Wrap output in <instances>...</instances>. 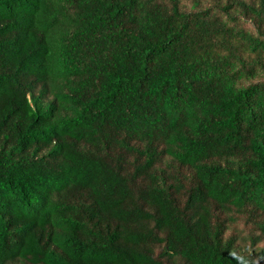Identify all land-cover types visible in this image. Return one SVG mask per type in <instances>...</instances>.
Returning a JSON list of instances; mask_svg holds the SVG:
<instances>
[{
  "label": "trees",
  "instance_id": "16d2710c",
  "mask_svg": "<svg viewBox=\"0 0 264 264\" xmlns=\"http://www.w3.org/2000/svg\"><path fill=\"white\" fill-rule=\"evenodd\" d=\"M8 12L0 264H264V0Z\"/></svg>",
  "mask_w": 264,
  "mask_h": 264
},
{
  "label": "clouds",
  "instance_id": "9594fccd",
  "mask_svg": "<svg viewBox=\"0 0 264 264\" xmlns=\"http://www.w3.org/2000/svg\"><path fill=\"white\" fill-rule=\"evenodd\" d=\"M13 4L15 5H19L18 1L14 2ZM11 13L8 12V15L4 16V17H0V21L5 22L6 23V19L7 17L10 15ZM18 25V29L16 31H13L15 33L14 36H12V38L10 40L7 41H11L13 38L19 36L18 38L22 41H32L33 36L35 34V30L33 29L34 27H30V21L26 20L24 22H19L17 23ZM69 59L70 57H65L61 59L60 63H67L69 64ZM56 70V69H55ZM17 75L14 78H18V75L20 76V79H28V99L30 98V90L31 87L34 83V79H33V73L31 71V67H20L17 70ZM56 72H58L56 70ZM58 74H60L58 72ZM46 74L42 73L40 76H38L37 78H41L43 76H45ZM48 78V77H47ZM40 80V79H39ZM54 87H52L49 91L46 97H51L54 93Z\"/></svg>",
  "mask_w": 264,
  "mask_h": 264
}]
</instances>
